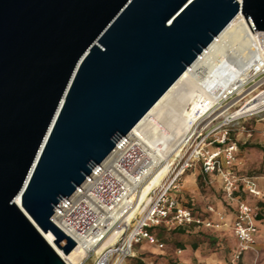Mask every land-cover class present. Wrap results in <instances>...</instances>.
<instances>
[{"label":"water","instance_id":"95a60500","mask_svg":"<svg viewBox=\"0 0 264 264\" xmlns=\"http://www.w3.org/2000/svg\"><path fill=\"white\" fill-rule=\"evenodd\" d=\"M239 12L264 30V0H0V264H66L38 227L74 249L56 208Z\"/></svg>","mask_w":264,"mask_h":264},{"label":"built area","instance_id":"2783aa9c","mask_svg":"<svg viewBox=\"0 0 264 264\" xmlns=\"http://www.w3.org/2000/svg\"><path fill=\"white\" fill-rule=\"evenodd\" d=\"M253 31L264 34V30ZM254 42L250 44L256 48L248 57H241L240 63L197 72L193 77L194 91L188 96L180 95V103L185 104L183 110L187 108L188 114L181 112V106L175 109L176 113L180 112V116L176 115L184 120L178 152L161 179L149 190L147 199L140 203L142 211L134 218L130 221L125 218L134 204L125 201L132 184L137 183L136 192H140L173 153L162 158L147 142L150 119L140 126L137 123L121 137L60 203L51 218L58 216L74 228L76 237L69 236L76 242L74 248H80L79 259L76 262L64 260L66 264H124L135 255V247L143 242L164 247L157 228H220L224 224L221 212L217 213V220H210L181 201L179 191L183 176L196 167L203 176L214 175L220 179L223 200L234 206L232 231L238 244L228 264H238L243 253L252 248L260 208L247 202L244 196L260 198L262 191L254 177L239 173V145L230 137V131L239 120L264 113V108L244 109L264 95L261 94L264 92V47L256 39ZM166 139L163 137L154 143L160 147ZM208 210L214 211L213 206ZM103 213L104 220H100ZM105 241L109 244L98 252Z\"/></svg>","mask_w":264,"mask_h":264},{"label":"crops","instance_id":"0c3cea01","mask_svg":"<svg viewBox=\"0 0 264 264\" xmlns=\"http://www.w3.org/2000/svg\"><path fill=\"white\" fill-rule=\"evenodd\" d=\"M238 170L242 175L254 177L262 191L260 198L245 195L244 198L251 204L259 206L257 220L258 232L252 248L245 251L238 264H264V129L249 131L247 137L238 143ZM180 197L188 202L186 206L210 220H217V213L224 215L223 225L220 228L194 227L175 229L178 242L165 243L163 248L150 247L166 257L175 258L177 264H228L238 241L232 231L234 206L226 203L222 198L221 182L217 176H203L198 167L188 170L182 180L179 191ZM213 206L214 211L208 207ZM161 239V237L159 236ZM162 240V239H161ZM180 242V243H179ZM143 242L135 247V256L142 253ZM147 248V247H146ZM159 260L157 264L165 263ZM131 257L124 264H131Z\"/></svg>","mask_w":264,"mask_h":264},{"label":"bare ground","instance_id":"6f19581e","mask_svg":"<svg viewBox=\"0 0 264 264\" xmlns=\"http://www.w3.org/2000/svg\"><path fill=\"white\" fill-rule=\"evenodd\" d=\"M239 3L242 0H237ZM248 25L244 15L239 12L233 19L224 27V29L210 42V44L200 53V55L193 61V63L183 72V74L177 79V81L159 98V100L150 108L145 116L138 122L137 126L150 119L151 128L149 129L150 138L147 142L155 148L162 158H168L172 153V157L161 167L160 172L156 174L150 182L144 184L140 192H136L137 183H133L131 190L126 196L125 201L127 203H134L131 210L125 217L127 221H130L136 216V214L142 211L140 203L147 199V194L151 187H153L163 176L169 162L173 159L174 154L178 152L177 143L180 135L183 132V118L180 116V112H175L178 106H181V112L188 114V110H183L184 105L180 103V95H190L194 91V76L204 71L220 70L227 64L231 66L233 63L237 65L240 63L241 57H248L256 46H252L250 43H255V39L258 44H262L264 47V34L258 32L249 31ZM252 39V41H251ZM251 41V42H250ZM227 65V66H228ZM261 94H264L262 92ZM187 106L190 102L186 103ZM264 108V95L256 98L252 103L245 105V111L259 110ZM178 116H177V115ZM166 139L160 147L154 143L161 138ZM171 155V154H170ZM15 204L23 209L20 199H15ZM24 210V209H23ZM105 213L101 215L100 220H104ZM53 220L58 224L68 235L76 237L72 226H68L58 216H54ZM43 237L51 244V246L57 251V253L66 261L72 260L76 262L79 259L80 248H74L70 253L65 254L63 250L57 246L54 241V236L51 232H44L38 227ZM109 244V241L102 243L98 252H100L105 246Z\"/></svg>","mask_w":264,"mask_h":264},{"label":"rangeland","instance_id":"374dc122","mask_svg":"<svg viewBox=\"0 0 264 264\" xmlns=\"http://www.w3.org/2000/svg\"><path fill=\"white\" fill-rule=\"evenodd\" d=\"M264 129V113H259L255 116L252 117H247L246 119L243 120H239L237 123L233 124V126L231 127V131H230V137L237 140L238 143L242 142V139H244L245 137H247V133L250 131L254 132L255 130H259V129ZM239 145V144H238ZM181 198V197H180ZM181 201H183V199L181 198ZM178 236H182L177 234V232H175V230H167L166 232L161 233V239L162 241H165V243H169L170 242H178L175 239H178ZM180 243V242H179ZM148 246H152L153 248L155 247V245L152 244H143L142 245V250H140L142 253H137V255L131 257V264H140V262L142 264H157V262L161 259V257L163 256L162 253H160V251H157L156 249H152ZM147 247V248H146ZM161 260H165L163 264H177V261L175 258H163Z\"/></svg>","mask_w":264,"mask_h":264},{"label":"trees","instance_id":"16d2710c","mask_svg":"<svg viewBox=\"0 0 264 264\" xmlns=\"http://www.w3.org/2000/svg\"><path fill=\"white\" fill-rule=\"evenodd\" d=\"M185 205H187V203L188 202H185L184 200L182 201ZM167 230H165V229H162V228H157L156 229V232H157V234H158V236H161V233H163V232H166ZM140 264H142L141 262H140Z\"/></svg>","mask_w":264,"mask_h":264}]
</instances>
